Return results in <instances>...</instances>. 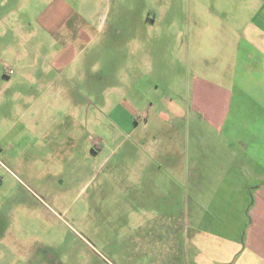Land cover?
I'll return each instance as SVG.
<instances>
[{
    "label": "rangeland",
    "instance_id": "rangeland-1",
    "mask_svg": "<svg viewBox=\"0 0 264 264\" xmlns=\"http://www.w3.org/2000/svg\"><path fill=\"white\" fill-rule=\"evenodd\" d=\"M234 1L70 0L78 16L95 13L70 69L53 71V83L43 68L41 83H16L3 60L0 264H196L225 144L199 116L167 107L188 111L196 78L239 84L236 57L211 50L225 46ZM8 2L0 14H37L47 0ZM198 182L211 185L197 191ZM254 204L252 194L248 225Z\"/></svg>",
    "mask_w": 264,
    "mask_h": 264
},
{
    "label": "crops",
    "instance_id": "crops-1",
    "mask_svg": "<svg viewBox=\"0 0 264 264\" xmlns=\"http://www.w3.org/2000/svg\"><path fill=\"white\" fill-rule=\"evenodd\" d=\"M8 1L2 0L0 7H7ZM237 2L230 4H239L240 9L223 18L225 46L213 45L211 50L225 61L231 62L236 57L239 84L229 88L196 78L191 102L187 104L189 110L177 105L167 107L178 118L199 116L223 137L225 144L223 160L227 170L219 174L218 183L214 180L209 205L205 207L211 231H206L204 240L200 236L193 241L199 250L196 264H264V0ZM94 14H79L82 23L74 24L73 18L78 13L70 0H47L45 8L33 15L7 10L0 14V37L12 34L19 43L0 45V66L3 67L4 60L15 69L9 72L17 75L16 83H41L37 73L41 68L42 72H48L47 77L53 83V71L72 67L70 58L76 44L90 43L89 21ZM38 35L46 38L37 42ZM67 37L75 38L76 42L66 40ZM238 37L241 45L233 48L232 40ZM209 38L210 44L217 40V32L211 31ZM133 46L131 51L143 52V47ZM37 96L40 98V94ZM200 179L209 181L211 177ZM204 186L198 182L195 188L201 191ZM203 192L208 195L207 190ZM252 194L255 204L248 225L246 211Z\"/></svg>",
    "mask_w": 264,
    "mask_h": 264
}]
</instances>
